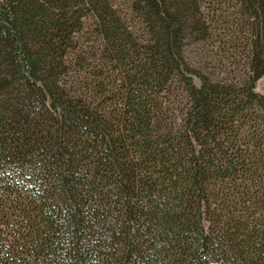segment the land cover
I'll return each instance as SVG.
<instances>
[{
  "label": "trees",
  "instance_id": "16d2710c",
  "mask_svg": "<svg viewBox=\"0 0 264 264\" xmlns=\"http://www.w3.org/2000/svg\"><path fill=\"white\" fill-rule=\"evenodd\" d=\"M236 3L248 86L184 60L196 0H0V264H264V0Z\"/></svg>",
  "mask_w": 264,
  "mask_h": 264
},
{
  "label": "rangeland",
  "instance_id": "374dc122",
  "mask_svg": "<svg viewBox=\"0 0 264 264\" xmlns=\"http://www.w3.org/2000/svg\"><path fill=\"white\" fill-rule=\"evenodd\" d=\"M124 13L129 12L130 0H112ZM203 31L186 36L182 41V55L187 64L208 79L233 86H248L249 30L244 24L236 0H196ZM135 28L141 24L131 13ZM252 90L264 96V74L253 81ZM254 102L246 106L253 110L258 130L264 129V117ZM247 129V128H244Z\"/></svg>",
  "mask_w": 264,
  "mask_h": 264
}]
</instances>
